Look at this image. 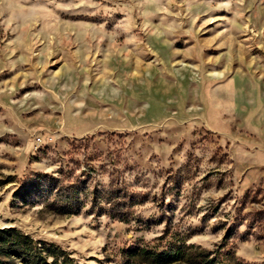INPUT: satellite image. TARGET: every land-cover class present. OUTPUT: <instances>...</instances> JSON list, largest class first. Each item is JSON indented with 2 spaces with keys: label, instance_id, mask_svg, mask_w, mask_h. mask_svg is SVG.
Returning a JSON list of instances; mask_svg holds the SVG:
<instances>
[{
  "label": "rangeland",
  "instance_id": "1",
  "mask_svg": "<svg viewBox=\"0 0 264 264\" xmlns=\"http://www.w3.org/2000/svg\"><path fill=\"white\" fill-rule=\"evenodd\" d=\"M2 228L53 264H264V0H0Z\"/></svg>",
  "mask_w": 264,
  "mask_h": 264
},
{
  "label": "trees",
  "instance_id": "2",
  "mask_svg": "<svg viewBox=\"0 0 264 264\" xmlns=\"http://www.w3.org/2000/svg\"><path fill=\"white\" fill-rule=\"evenodd\" d=\"M262 216L263 215H255L254 218H252L253 222L257 223L258 221L262 220L261 219ZM0 241H3L5 245H8V247H10L14 253L25 258L27 260V264L57 263L58 255L55 254V252H57V249L53 245L48 246L45 244L44 246L47 247L48 250H51L50 251L51 253L55 254L54 261H48L47 256L45 257L41 255L43 249H39L38 254L36 255H27L26 254L27 250H29L28 243L32 242L33 240L28 235L23 234L14 228L0 229ZM181 249H182V245L178 246L177 248L172 247L163 251H153L152 249L136 247L134 249L133 248L128 249L127 252L129 253L130 256L135 254L136 252H140L145 255V258H147L148 262L151 264H174L175 262L180 260L179 253L181 252ZM226 251L228 252L229 250L227 249ZM71 260L72 259L68 255H65L60 264H72ZM215 260H217V258H215ZM213 261L214 259H211L205 263L215 264Z\"/></svg>",
  "mask_w": 264,
  "mask_h": 264
}]
</instances>
